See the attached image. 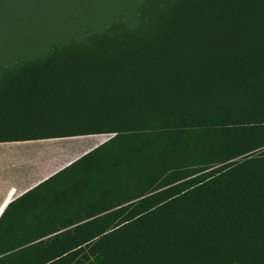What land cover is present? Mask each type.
Here are the masks:
<instances>
[{"label": "trees", "instance_id": "trees-1", "mask_svg": "<svg viewBox=\"0 0 264 264\" xmlns=\"http://www.w3.org/2000/svg\"><path fill=\"white\" fill-rule=\"evenodd\" d=\"M92 133L42 183L99 192L95 239L30 264H264V0H141L0 64V141Z\"/></svg>", "mask_w": 264, "mask_h": 264}, {"label": "crops", "instance_id": "crops-1", "mask_svg": "<svg viewBox=\"0 0 264 264\" xmlns=\"http://www.w3.org/2000/svg\"><path fill=\"white\" fill-rule=\"evenodd\" d=\"M112 134L104 138L82 136L93 139L80 142H68L69 136L0 141V258L8 260L6 264L59 257L63 243L95 239L86 238L90 232L84 227L100 222L95 221L101 214L96 212L101 208L99 192L63 184V178L42 182ZM37 143L72 144L78 150L66 147L52 156L31 154L30 146Z\"/></svg>", "mask_w": 264, "mask_h": 264}, {"label": "rangeland", "instance_id": "rangeland-1", "mask_svg": "<svg viewBox=\"0 0 264 264\" xmlns=\"http://www.w3.org/2000/svg\"><path fill=\"white\" fill-rule=\"evenodd\" d=\"M141 0H0V64L15 60L21 53L30 55L52 43L77 36L88 29H99L121 15L134 14ZM100 137L98 134L83 137ZM108 133H103V138ZM68 142L93 138L66 137ZM71 138V139H70ZM62 139V138H61ZM57 152L72 144L37 143ZM70 169L59 176L70 174Z\"/></svg>", "mask_w": 264, "mask_h": 264}, {"label": "bare ground", "instance_id": "bare-ground-1", "mask_svg": "<svg viewBox=\"0 0 264 264\" xmlns=\"http://www.w3.org/2000/svg\"><path fill=\"white\" fill-rule=\"evenodd\" d=\"M94 134H98V135H100V137H102L103 138V133H94ZM88 135H92V134H88ZM75 137H82V136H86V134H81V135H74ZM57 149H63L62 147H60V148H57ZM29 151L31 152V154H33V153H35V154H37V155H39V156H52L54 153H56L55 151V149H53V148H50V147H46V146H42V147H33V146H30V149H29ZM72 152V151H71ZM61 153V152H60ZM69 155H70V153L69 154H65V155H63L62 157H60L59 158V160H58V162H57V164L59 163V162H62V161H64L66 158H68L69 157ZM56 165V164H55ZM54 165V166H55Z\"/></svg>", "mask_w": 264, "mask_h": 264}, {"label": "water", "instance_id": "water-1", "mask_svg": "<svg viewBox=\"0 0 264 264\" xmlns=\"http://www.w3.org/2000/svg\"><path fill=\"white\" fill-rule=\"evenodd\" d=\"M112 134V133H111Z\"/></svg>", "mask_w": 264, "mask_h": 264}]
</instances>
